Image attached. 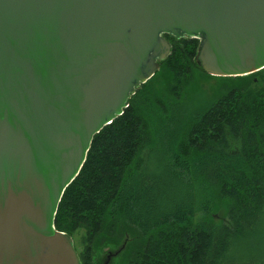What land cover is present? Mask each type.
I'll use <instances>...</instances> for the list:
<instances>
[{"label":"water","instance_id":"1","mask_svg":"<svg viewBox=\"0 0 264 264\" xmlns=\"http://www.w3.org/2000/svg\"><path fill=\"white\" fill-rule=\"evenodd\" d=\"M164 34L197 39L209 76L264 68V0H0V264H80L58 202Z\"/></svg>","mask_w":264,"mask_h":264},{"label":"trees","instance_id":"2","mask_svg":"<svg viewBox=\"0 0 264 264\" xmlns=\"http://www.w3.org/2000/svg\"><path fill=\"white\" fill-rule=\"evenodd\" d=\"M162 37L169 55L92 137L53 227L82 232L80 264L115 248L124 226L138 238L116 264H264V251L240 249L264 227V68L208 76L197 39ZM195 72L217 80L212 101H187Z\"/></svg>","mask_w":264,"mask_h":264},{"label":"rangeland","instance_id":"3","mask_svg":"<svg viewBox=\"0 0 264 264\" xmlns=\"http://www.w3.org/2000/svg\"><path fill=\"white\" fill-rule=\"evenodd\" d=\"M209 76V75H208ZM214 77V76H213ZM186 95L189 97L187 101L192 104H202L208 103L214 99L216 94L219 92V85L215 78L204 77L203 75L195 72L192 78V81L187 84L185 87ZM218 218H222V212L218 213ZM125 228L123 232V236L120 238L118 245L115 248H104L100 253H97L93 256L92 264H116V257L118 254L120 256V251L123 250V246L125 242H130L132 240L136 241L138 238L137 232L129 226H124ZM81 235L82 232L73 233L72 242L74 249L76 251H81L82 243H81ZM123 240H125L123 242ZM133 241V242H134ZM122 243V245H121ZM241 252H245L249 250L250 252L264 251V227L252 236L247 242L243 243L240 246Z\"/></svg>","mask_w":264,"mask_h":264}]
</instances>
